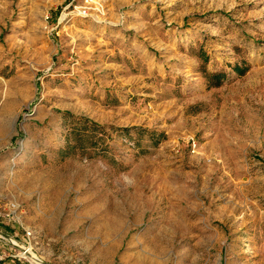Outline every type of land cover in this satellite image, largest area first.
<instances>
[{"label":"rangeland","instance_id":"374dc122","mask_svg":"<svg viewBox=\"0 0 264 264\" xmlns=\"http://www.w3.org/2000/svg\"><path fill=\"white\" fill-rule=\"evenodd\" d=\"M0 250L264 264V0H0Z\"/></svg>","mask_w":264,"mask_h":264},{"label":"built area","instance_id":"2783aa9c","mask_svg":"<svg viewBox=\"0 0 264 264\" xmlns=\"http://www.w3.org/2000/svg\"><path fill=\"white\" fill-rule=\"evenodd\" d=\"M192 145H196V143L195 142H193V144ZM28 237H30V235H31V232L30 231H28ZM11 254H6V253H4V252H2L1 250H0V264H4V262H5V259H6V257H8V256H10ZM26 256V255H25ZM15 257H17V256H15Z\"/></svg>","mask_w":264,"mask_h":264},{"label":"bare ground","instance_id":"6f19581e","mask_svg":"<svg viewBox=\"0 0 264 264\" xmlns=\"http://www.w3.org/2000/svg\"><path fill=\"white\" fill-rule=\"evenodd\" d=\"M33 264H44L42 263L38 258H36L35 256H30Z\"/></svg>","mask_w":264,"mask_h":264},{"label":"trees","instance_id":"16d2710c","mask_svg":"<svg viewBox=\"0 0 264 264\" xmlns=\"http://www.w3.org/2000/svg\"><path fill=\"white\" fill-rule=\"evenodd\" d=\"M136 129H138V130H142L140 127H135Z\"/></svg>","mask_w":264,"mask_h":264}]
</instances>
